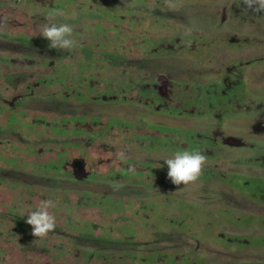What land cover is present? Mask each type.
Instances as JSON below:
<instances>
[{
	"label": "rangeland",
	"instance_id": "374dc122",
	"mask_svg": "<svg viewBox=\"0 0 264 264\" xmlns=\"http://www.w3.org/2000/svg\"><path fill=\"white\" fill-rule=\"evenodd\" d=\"M174 3L0 0V264H264V13ZM54 9L77 47L39 35Z\"/></svg>",
	"mask_w": 264,
	"mask_h": 264
},
{
	"label": "clouds",
	"instance_id": "9594fccd",
	"mask_svg": "<svg viewBox=\"0 0 264 264\" xmlns=\"http://www.w3.org/2000/svg\"><path fill=\"white\" fill-rule=\"evenodd\" d=\"M243 10L255 14L264 13V0H241ZM165 8H175L174 0H164ZM64 16V12L54 9L45 17L46 23L40 27L39 35L49 41V47L57 50H70L78 45L73 37L74 27L68 23H58L57 18ZM120 161H126L124 151L118 153ZM167 165V178L172 184L179 186L196 183L203 174L207 157L198 149L177 150L174 154L163 160ZM129 172H134L133 166H129ZM55 207L51 199H42L39 204L27 213L26 223L32 228V235L39 239L45 238L49 232L56 228V219L49 209Z\"/></svg>",
	"mask_w": 264,
	"mask_h": 264
},
{
	"label": "flooded vegetation",
	"instance_id": "af4514ba",
	"mask_svg": "<svg viewBox=\"0 0 264 264\" xmlns=\"http://www.w3.org/2000/svg\"><path fill=\"white\" fill-rule=\"evenodd\" d=\"M165 97H169V95L168 96H165ZM169 99V98H168Z\"/></svg>",
	"mask_w": 264,
	"mask_h": 264
}]
</instances>
